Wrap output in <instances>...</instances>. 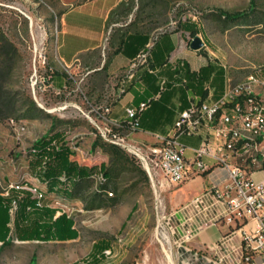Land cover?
<instances>
[{"label": "rangeland", "instance_id": "obj_1", "mask_svg": "<svg viewBox=\"0 0 264 264\" xmlns=\"http://www.w3.org/2000/svg\"><path fill=\"white\" fill-rule=\"evenodd\" d=\"M220 12L252 13L227 23ZM60 13L58 0H0V193L19 186L37 194L33 188L41 186L28 169L29 151L52 129L64 133L58 145L68 147L79 163L104 164L110 176L102 182L97 169L75 198L53 199L52 206L73 220L77 239L19 242L12 233L8 245L0 244V264H91L92 246L101 241L111 244L114 255L98 264H182L185 255L169 217L170 191L153 187L140 163L125 151L121 162L106 153L107 145L88 122L90 105L100 98L87 89V70L76 72L64 92L49 86ZM184 22L195 23L202 49L234 82L256 72L264 82V0H125L109 27L119 34L128 24L125 31L156 39ZM191 40L185 34V45ZM259 91L264 100V87Z\"/></svg>", "mask_w": 264, "mask_h": 264}, {"label": "crops", "instance_id": "obj_2", "mask_svg": "<svg viewBox=\"0 0 264 264\" xmlns=\"http://www.w3.org/2000/svg\"><path fill=\"white\" fill-rule=\"evenodd\" d=\"M58 1L61 13L53 42L56 69L49 86L55 93L64 92L68 81L75 80L76 72L87 70L84 75L87 89L94 98H100L90 105L86 115L89 123L115 121L124 124L126 109L156 98L141 114L139 130L129 134L132 142L153 144L154 135H166L191 101L214 102L222 97L228 76L225 67L209 58L203 49L192 51L190 42L185 45L188 33L184 27L177 26L175 31L163 33L165 35L156 39L146 32L125 31L128 24L115 34L109 27L111 15L125 0ZM146 37L148 43L144 46L142 39ZM144 50H149L145 64L140 59ZM162 80L165 89L160 91ZM180 141L188 148L186 155L190 158L191 149L198 146L200 138L181 137ZM206 163L212 165L210 161ZM251 176L256 182L264 180V169L255 166ZM225 178L224 170L210 168L190 181L165 188L170 191L173 221L182 220L178 212L181 206L213 185L223 187ZM60 214L58 212L57 216ZM253 227L250 222L244 229ZM226 236L238 241L240 231H234L223 222L206 224L191 241L184 243L183 249L209 250Z\"/></svg>", "mask_w": 264, "mask_h": 264}, {"label": "built area", "instance_id": "obj_3", "mask_svg": "<svg viewBox=\"0 0 264 264\" xmlns=\"http://www.w3.org/2000/svg\"><path fill=\"white\" fill-rule=\"evenodd\" d=\"M148 57L149 50L141 52L142 63ZM40 58L45 64V56ZM263 87L257 72L240 82L227 76L220 99L191 101L179 113L171 130L166 135H154L155 142L143 144L144 149L131 144L129 134L139 130L141 114L156 98L126 109L124 124L90 121L100 140L134 157L158 190L181 185L210 168L225 171L223 187L213 185L181 206L178 212L182 220L174 222L175 214L169 215L173 235L185 255L182 264H264V180L256 182L251 176L255 166L264 165V100L259 91ZM164 89L162 80L160 91ZM181 137L200 138L198 146L191 149L190 158ZM220 222L240 231L238 241L226 236L209 250L183 249L184 243L191 241L206 224ZM250 222L254 227L244 229ZM117 245L121 247L120 240ZM103 255L112 257L113 249L105 250Z\"/></svg>", "mask_w": 264, "mask_h": 264}, {"label": "trees", "instance_id": "obj_4", "mask_svg": "<svg viewBox=\"0 0 264 264\" xmlns=\"http://www.w3.org/2000/svg\"><path fill=\"white\" fill-rule=\"evenodd\" d=\"M251 13L227 14L220 12V15L227 23H235L242 19H248ZM178 27H184L191 39L199 34L194 22L179 23ZM142 43L144 46L148 43L147 37L142 39ZM203 55L206 56L205 53ZM54 75L51 74V81ZM51 131L48 136L37 140L29 151L31 159L28 169L41 186L33 188L37 194L33 195L31 190H25L19 186L10 189L7 195L0 193V244L2 246L10 243L12 233L15 240L19 242L49 243L77 239L78 232L74 228L73 220L65 213L57 216L59 211L52 206L53 199L55 197L65 200L75 198L81 184L96 176L97 169L102 173L100 175L102 182H105L110 176V171L105 168L104 164H100L99 168H96L95 164L79 163L76 158L71 156L68 147L58 145V142L64 137V133L53 129ZM106 145L104 151L121 162L125 154L124 151L117 146ZM98 146L97 143L94 144L93 149ZM38 195L41 197L38 198ZM134 209V207L131 209L127 220L131 217ZM109 248H111V244L108 241L93 244L90 253L91 264H98L104 257L103 252Z\"/></svg>", "mask_w": 264, "mask_h": 264}, {"label": "water", "instance_id": "obj_5", "mask_svg": "<svg viewBox=\"0 0 264 264\" xmlns=\"http://www.w3.org/2000/svg\"><path fill=\"white\" fill-rule=\"evenodd\" d=\"M203 46L204 44L198 36L194 37L189 43V48L192 51H199L203 48Z\"/></svg>", "mask_w": 264, "mask_h": 264}]
</instances>
